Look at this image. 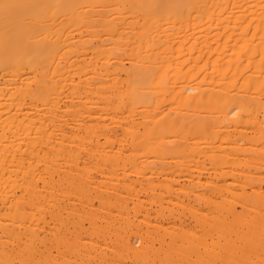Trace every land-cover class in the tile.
I'll return each mask as SVG.
<instances>
[{
	"label": "bare ground",
	"instance_id": "bare-ground-1",
	"mask_svg": "<svg viewBox=\"0 0 264 264\" xmlns=\"http://www.w3.org/2000/svg\"><path fill=\"white\" fill-rule=\"evenodd\" d=\"M0 264H264V0H0Z\"/></svg>",
	"mask_w": 264,
	"mask_h": 264
},
{
	"label": "rangeland",
	"instance_id": "rangeland-1",
	"mask_svg": "<svg viewBox=\"0 0 264 264\" xmlns=\"http://www.w3.org/2000/svg\"><path fill=\"white\" fill-rule=\"evenodd\" d=\"M94 176H95V175H94ZM96 207H98V205H96ZM138 218H139V217H138ZM138 218H137V217H133V218H132L131 222H133V225H134V223H136V224L138 223V224H139L138 220L142 219V217H140V219H138ZM133 219H134V220H133ZM137 219H138V220H137ZM136 220H137V222H136ZM68 221H69V224H68V225L70 226V224H71L70 229H72L73 226H72V223H71V222L73 221V218H70ZM134 221H135V222H134ZM136 224H135L134 226H136ZM87 226H88V225L86 224L85 227H87ZM54 253H57V252L54 251Z\"/></svg>",
	"mask_w": 264,
	"mask_h": 264
}]
</instances>
